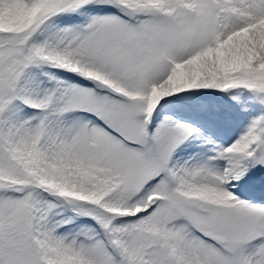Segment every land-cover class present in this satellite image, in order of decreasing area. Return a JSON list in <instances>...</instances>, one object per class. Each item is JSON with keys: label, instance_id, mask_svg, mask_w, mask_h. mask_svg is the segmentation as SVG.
I'll return each mask as SVG.
<instances>
[{"label": "snow or ice", "instance_id": "obj_1", "mask_svg": "<svg viewBox=\"0 0 264 264\" xmlns=\"http://www.w3.org/2000/svg\"><path fill=\"white\" fill-rule=\"evenodd\" d=\"M0 264H264V0H0Z\"/></svg>", "mask_w": 264, "mask_h": 264}]
</instances>
